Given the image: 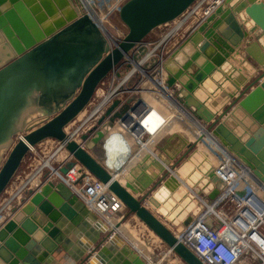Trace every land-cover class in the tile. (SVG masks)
<instances>
[{"label": "water", "instance_id": "95a60500", "mask_svg": "<svg viewBox=\"0 0 264 264\" xmlns=\"http://www.w3.org/2000/svg\"><path fill=\"white\" fill-rule=\"evenodd\" d=\"M196 2L126 0L119 6L118 16L127 31L112 43L79 0H0V197L29 146L54 139L70 155L59 167L62 175L73 168L80 170V177L92 175L107 185L127 214L134 215L184 264H204L144 204L148 198L157 205L150 192L159 182L157 196L179 188L180 181L171 170L161 181L165 165L149 154L143 155L123 182L107 169L110 160L122 153L117 146L125 135L115 120L122 117L128 102L113 99L96 124L80 135V142L65 132L129 52L141 49L155 28L187 13ZM256 31L264 35L262 0H224L166 57L163 68L166 87L178 107L192 113L226 152L264 182V49L251 36ZM241 50L247 58L241 57ZM248 58L258 66L251 65ZM251 68L252 74L242 73ZM182 137L184 146H195L197 152L196 144ZM149 160L151 164L146 165ZM135 171L141 173L134 176ZM205 176L213 184L208 194L212 199L223 182L212 167ZM46 177L45 172L40 186L29 190L28 198L20 199L22 205L12 208L13 214L0 226V264H38L35 254L47 257L61 251L65 237L61 227L83 229L78 196L63 181ZM102 231L107 235L90 236L96 245L80 256V264H147L132 249L113 257L107 249L122 240L111 229Z\"/></svg>", "mask_w": 264, "mask_h": 264}, {"label": "built area", "instance_id": "2783aa9c", "mask_svg": "<svg viewBox=\"0 0 264 264\" xmlns=\"http://www.w3.org/2000/svg\"><path fill=\"white\" fill-rule=\"evenodd\" d=\"M87 1L88 0H85V2L82 3L84 6V10L91 17H93V19L97 22L104 34L108 37V39L112 43L115 42V38H113V35L110 33V31H108L105 24V27L99 24L92 12L88 10V8L85 6V3ZM124 1L125 0H123V2ZM203 1L205 0H197L195 4L199 5ZM207 8L208 5L203 10L205 11ZM204 11L202 12L203 14ZM165 34L166 33H164V35ZM143 46L144 43L142 47ZM139 50L141 49H136L134 51L135 53H137L139 52ZM151 54H153L152 51H148L144 58L141 59V61L143 60V63L145 64V61L151 56ZM168 55L169 54H167L166 51L164 53L162 52V54H158L157 56H155V60L148 61V65L151 63H155L158 65V69L160 71L159 82L162 83V87L164 88V90H166L171 96V93L168 91L165 84L166 73L163 68L164 57L166 58ZM125 63H128L130 66L127 67ZM144 64L143 67L135 68V66H133L131 63L124 60L122 65H120L119 68H117L113 73H111V81L109 80L110 83H108L107 87L103 86V92H106L107 94L111 93L114 89H116L115 95H119L117 99L120 100V104L128 102L127 110L123 113L120 119L115 120V124L121 129L126 138H129L133 141L135 140L136 134H138V126H142L141 123L143 124V119L141 121H138L142 115H137L138 117H136L134 120L135 123L129 124V121L130 116L132 114L136 115L139 109L142 108L141 106L144 103L142 101V95H140V92L135 87L131 89L125 88L122 91H117L116 87L112 88L111 82H113V79L120 76V74L116 75V71L119 72L120 69H124L125 67L130 68V70L123 78L124 81L133 74L130 71L135 69L141 75L142 79H145L147 82V80L149 79L147 75V73L149 72L147 71L149 69L145 68ZM141 69L145 70V72ZM124 81L120 83V85L123 84ZM109 90L111 91L107 92ZM154 90L158 92V96L160 95V97L166 104L174 108V101L172 99L164 95L163 92L158 91L157 89ZM133 91L135 92L133 93ZM96 94L97 92L91 99L89 106H95L94 108L99 107L100 113L97 116L89 118L86 122L83 121L84 119H82V117L79 120L74 119L75 121H72V123H70L72 127L71 131L75 132L77 131V129H82V131L79 132L78 135L76 134L77 138L75 139L68 134L66 128V134L75 141L77 140V142H80V135L87 128L96 124L97 120L104 113L107 106L112 102V100L109 99L105 100V95L99 96ZM121 94L125 96L120 97ZM89 106L87 107V109L89 108ZM146 106L147 105L145 104L144 107L147 109L148 106ZM92 108H89L87 110L88 114H90ZM147 110H149V108ZM160 126L161 124L159 125V128L157 130L154 129L153 132H150L146 125L145 127H143V129L141 127L140 139L142 143L144 142V136H147V139H153L155 134L159 132ZM21 137L22 134L18 135V138ZM147 139L144 143L147 142ZM45 142L50 143V146L52 145L51 147L53 148L56 147V145H60L61 148L59 152L66 151L59 141H56L54 139H48L45 141H41L40 143L32 147L33 149H29V152L34 153V155H37L38 157V154L40 155L41 153H38L36 150H41L42 148L40 145L44 144ZM134 142L136 143L138 148H141V144L139 141ZM48 143L45 145L46 147H49ZM57 153L58 151H55L52 152V154L50 155V166L52 157L55 158V155H57ZM225 155L227 156L226 158ZM225 155L221 153L219 154L217 164H215L213 168L215 175L223 182V187L219 191L216 200L210 204L206 203L205 200L204 203H200L202 212L198 214L197 218L195 217L187 225L184 226L183 230L180 232L179 239L181 238L180 241L190 250H192L204 264H238L241 258H245L248 256L254 257L258 264H264V198L259 193H257V188L259 187V185L264 184V182L259 181L252 174V172L239 160H237L233 155L229 154L228 152L225 153ZM66 157L70 159V155L67 151L66 156L64 158H61L60 161H57L55 166H51L56 170V176L55 174L51 176V172L48 168L49 164L45 165L46 163H44L40 165L41 169L38 175H36L35 171L30 175V177H26L25 181L21 183L18 187L14 189L11 188V190L7 192L6 190L4 191V194L7 195L3 200H1L0 198V226L8 218L11 217V215L13 214L11 211L12 208H15L16 210L22 205L23 202H21L20 199L26 200L29 196L28 191L31 189L34 191V189L40 185L43 173L46 172V179H50L52 181H63L68 178L69 175H71V172H73L75 168L71 169L64 175L59 172V167H61L64 162L68 160L65 159ZM230 157H234L236 159L231 160L234 163L229 160ZM235 162H237L238 164L237 167L234 166ZM43 167H46L47 169L43 170ZM241 168L247 171L248 175L246 178L242 179L241 176H238L236 174V169ZM80 175L81 172L70 182V188L73 189V191L77 194L78 198L82 200V202L87 206L88 203L91 204L92 208L89 206L88 207L91 210L94 209L93 211L101 214L102 217H108L110 219L113 218L112 220H123L125 208L122 202L112 192L108 190L107 185L103 184L90 174H86L84 177H80ZM35 176H37L38 182L35 185H29L27 181H29L31 178H34ZM78 179L80 182L79 188L76 187L75 184L76 180ZM72 184L74 185L73 187L71 186ZM27 185H29V188L27 190H24ZM212 189L210 191H212ZM238 190L243 191V194L239 195L237 193ZM262 191L264 193V188H262ZM17 193H20V195L15 198ZM12 197L13 200L9 201V199H11ZM3 205L4 207L1 209ZM208 206L210 207V209ZM227 209H229V211L225 212ZM216 210H218L217 213L215 212ZM207 212H209L208 214L213 215L215 218L212 223L207 221ZM114 214L116 217H113ZM144 228L145 232L143 231L142 236H144V238L150 235L151 237H153L151 232L145 226ZM156 248L158 249L157 252L152 253V255L157 261L161 260L165 256H174L171 249L165 246L162 242L157 245Z\"/></svg>", "mask_w": 264, "mask_h": 264}, {"label": "crops", "instance_id": "0c3cea01", "mask_svg": "<svg viewBox=\"0 0 264 264\" xmlns=\"http://www.w3.org/2000/svg\"><path fill=\"white\" fill-rule=\"evenodd\" d=\"M264 2V0H262ZM214 2V0H205L203 1L201 4H200V7H198V11L200 9H202L203 7L207 6L209 3L212 4ZM197 5L194 4L185 14H183L182 16H180L179 18L175 19L174 21L166 24V25H161L159 27H157L158 29H161L162 30L159 32V30L157 28H155L151 33L153 32H156L157 33V36H161L162 34H164V32H169L168 35H172V34H176L180 31L183 32V34L186 36L191 30V26L193 25L194 21H196L197 19L195 18H192L190 20H187L188 18L187 15H189L190 13V10H193L194 7H196ZM197 12V11H196ZM184 17L186 19H184ZM189 17V16H188ZM187 21V22H185ZM171 31V32H170ZM150 33V34H151ZM252 38L256 37V40L258 41V43L261 45V47L264 49V35H261L258 31H256L254 34L251 35ZM182 41V40H181ZM180 41V42H181ZM179 42V43H180ZM177 46H175L174 48H171L170 51L174 50ZM240 50V49H239ZM242 51V50H241ZM241 57H244L245 53L242 51L241 52ZM245 57L247 58V56L245 55ZM232 61V59H230ZM235 61H232L234 64H236L237 66L239 65V63L237 62L236 59H234ZM251 65H253L255 68L258 66L255 62H253L250 58L247 59ZM252 69V68H251ZM254 72V69L250 70L248 69L247 71L246 70H242V73L244 75H250ZM166 94L168 95V92L166 91ZM173 98V97H172ZM168 105V104H167ZM171 106H169L170 108ZM91 108V106L89 107ZM88 108V109H89ZM168 108V107H167ZM87 109V110H88ZM171 110H169V113L173 114L175 113L177 110L174 109L173 107L170 108ZM84 113L81 112L79 114L80 118L82 119H85L88 115V112ZM158 112L160 113L159 115H161V117H164L168 112L166 111H162V110H158ZM158 112L157 111H153V113L151 114V117H150V120L153 118H157L158 117ZM178 115L180 114L181 116H184L185 115H189V114H186L184 112L185 115H183L182 113H179L178 111L176 112ZM188 117V116H187ZM189 118V117H188ZM191 118V117H190ZM189 118V119H190ZM169 119V118H168ZM192 119V118H191ZM193 120V119H192ZM84 121V120H83ZM164 123L161 124V128L160 130H164V129H169V130H172L174 128H177L179 129L178 132V138H181L183 139L182 136H184L186 138V141H189L188 139L189 138H193V136H198L200 139H204L206 140V138L204 137H201L200 135H198L197 133L200 132L199 131V128L200 126H204L202 123L198 124L199 126L197 127H194L196 128L195 130L196 131H191L190 129H188L186 126H184L181 122H179V120H163ZM196 122V121H195ZM175 123V124H174ZM192 124V122H190ZM199 123V122H198ZM73 125V124H72ZM164 126V127H163ZM70 127V129H69ZM191 127V126H190ZM172 128V129H171ZM72 127H71V124L68 125L67 127V131L68 130H71ZM154 130V128H152ZM159 130V131H160ZM82 129H80L78 131L81 132ZM183 132V133H182ZM78 133L76 132L75 133V136H74V139L77 137L76 134L78 135ZM171 134L172 133H175V132H170ZM196 133V135H195ZM170 134V135H171ZM168 136V135H167ZM173 138H170V137H167V143H170L172 141ZM48 140V139H47ZM209 139H207L206 141H208ZM45 141V140H44ZM77 141V140H76ZM135 141V140H134ZM133 140L131 141V139L129 138H124L119 144L117 147L120 148V150L122 151L121 155L116 159V160H110L111 161V164L110 167H108L107 169L111 172V174L113 175L114 178L118 179L119 181L123 182L124 181V176L135 166L139 163V161L141 160H138L139 157H141L140 155L141 154H138L139 151H143L145 153H151L152 154V151H151V144L150 142H146L144 143L143 142V145H141V148H138V146L136 145V143L134 142ZM184 142H185V139H184ZM48 142H45L44 144H41V148L44 149V150H47V149H50V150H53L54 151H58L60 149H57L58 148V145H56V147H51L50 146V143L49 144V147L45 146ZM54 143V142H53ZM46 147V148H45ZM215 148V149H214ZM213 149L216 150L218 152V148L214 147L213 146ZM204 153V152H203ZM201 154V153H200ZM63 156V158L66 156V152L65 151H62L61 154H60V157ZM204 156V155H203ZM42 157V154H38V158H41ZM143 157V156H142ZM141 157V158H142ZM209 155H206V158H208ZM53 158V157H52ZM151 158H155V157H151ZM66 159V158H65ZM159 161H160V158H157ZM40 160V159H39ZM151 161L149 160L148 162L146 161L145 164L146 165H150ZM43 163V161H42ZM49 164V165H48ZM46 165L50 166V163H47ZM214 166V165H213ZM51 167V166H50ZM111 168H114V169H117L118 172L116 173H112L111 171ZM40 172V171H39ZM38 171H36V175L39 174ZM146 173V171H144ZM80 173V170L78 168H75L73 170V172H71V176L73 177H76L77 175H79ZM141 173V172H140ZM139 172H134V176H137L140 174ZM172 173L174 174V171H172ZM57 173H55V176H56ZM30 177V176H28ZM133 177V176H132ZM29 179V178H28ZM38 178L37 176H35L34 178H31L30 181H27L29 185H35L38 181ZM182 180H184V178H182ZM55 181V180H53ZM180 181V180H179ZM33 182H35L33 184ZM67 183V181H66ZM65 183V184H66ZM80 183V182H78ZM186 182L182 181L180 183V186L177 190H175L174 192L172 191H169L168 189L166 191H164L160 196H157L155 195V192L157 191V188H154V189L150 192L152 196H155V198L157 199V205L155 206L154 204L152 205L151 203L148 202V198H145L144 199V204L158 217L160 218L168 227L169 225L171 224V226H174V230L172 229L175 233H179L183 230L184 226H185V222L187 221L188 223L194 219L195 217V213L194 212H190L188 211V214L185 215L184 217L181 218V216L184 214L183 213V210L182 208L181 209H177V213L172 216L174 218H171L173 220H170L169 219V216L171 217V214H173V210L172 209H176L177 206H179V203H181V201H183V197L187 199V197H189V193L187 192L186 190ZM69 184V183H68ZM67 185V184H66ZM210 185V184H208ZM69 186V185H67ZM39 187V186H38ZM37 187V188H38ZM213 187V186H212ZM35 188V190L37 189ZM70 188V186H69ZM72 190V188H70ZM179 192V194H177ZM20 193H17L15 198L17 196H19ZM163 195V196H162ZM208 194L205 195V197L207 196ZM13 199V197L11 198ZM180 199H182L180 201ZM10 201V199H9ZM201 199H200V202H199V205L197 206L196 208V212L200 211V208H201ZM169 206H172V208L170 209ZM80 210L81 212L78 210V213L79 215H81V220L82 222H80V225L83 229H80L79 227H75L74 229L71 230V228H67L66 225H64L63 227H61V230L64 232L65 234V237L64 239L62 240V244L63 245H60V252L58 253H55L54 255H51V256H47V257H40V253L38 254H35L34 255V258L35 260L38 262V264H80V256L81 257H84L85 256V252L86 250L88 251L89 249H92L95 245H96V242H93L92 240H90V236H95V234H99L100 236H102V230H105V229H110V227H112V225H107L95 212L91 211L90 209L87 208V206L82 202V200H80ZM196 206V205H195ZM195 209V208H194ZM186 211V210H185ZM84 212V213H82ZM191 213V214H190ZM126 210L124 211V218H126V222H125V228L126 230L128 231V235L126 236V234L122 233L121 230L119 228H114V232H116L115 234H117L120 239L122 240L120 243L118 242H115V243H112L110 244V247L108 250L109 254H111L113 257L117 256V254H122L123 250H134L133 248H136V252L139 253L142 258H145V256L149 259V261H147L148 264H170L171 260L169 261L168 259H165L163 262L161 263H157V261H155V259H153V261H151L150 259V256H153L152 255V252H151V249L148 244L144 245L142 242H141V239H140V236H142L143 234V231L145 232V228H144V225L139 222L134 215L132 214H127ZM130 215V216H129ZM193 215V216H192ZM181 218V219H180ZM123 222V221H122ZM124 223V222H123ZM187 223V224H188ZM101 225H103V227H101ZM120 226V225H119ZM124 228V229H125ZM123 229V227H122ZM119 233V234H118ZM152 234V233H151ZM121 235V236H120ZM153 235V234H152ZM154 236V235H153ZM180 237V236H179ZM145 241L147 242V237H145ZM154 242H159L161 243L159 240L157 241L155 239ZM145 243V242H144ZM132 244H133V248H132ZM136 246V247H135ZM154 247V246H153ZM156 247V246H155ZM175 256V255H174ZM177 257V256H176ZM153 258V257H152ZM178 258V257H177ZM179 259V258H178ZM256 262H253L251 260H248L247 257L245 258H241V260L239 261L238 264H255ZM93 264H102V263H99L98 261L96 263H93Z\"/></svg>", "mask_w": 264, "mask_h": 264}, {"label": "rangeland", "instance_id": "374dc122", "mask_svg": "<svg viewBox=\"0 0 264 264\" xmlns=\"http://www.w3.org/2000/svg\"><path fill=\"white\" fill-rule=\"evenodd\" d=\"M88 2L90 4L89 6H92L91 4H93V5L95 4L96 5V8L92 9L93 12L95 13L96 17H98L99 19L100 18H103L104 19V24L107 27L108 31H110V33L113 35V38H115V41L116 40H120L123 37V35L126 33V31H127L126 26L122 23V21L120 20V18L118 16L119 6L122 4L123 0H89ZM202 9H200V10L202 11ZM197 12H198V10H197ZM200 16L201 15L198 12L197 18L200 17ZM158 30L160 32L162 30V28L161 29H158ZM164 33H166L165 34L166 36L164 34H162L161 36H157V33L156 32H153V33L149 34L145 38V40L143 41L144 46L137 53V55H136L137 59L138 60H141L142 58H144V56L146 55V53L148 51H150V50L153 51L152 52L153 54H151V56L145 61V64H144L145 65L144 66L145 68L151 67L150 64L148 65V61H153V60L156 59L155 56H157L158 54H162V52L164 53L165 51H168V49H171V48H174L175 46H178L179 42L185 38V35L183 34L182 31H180V32H178L176 34H172L170 36L167 35L168 32H164ZM240 52H242V51H240ZM140 62L141 61H138V63H140ZM129 70H130V68H127V67H125L124 69L123 68L120 69V71H119L120 76L117 77V78H115V79H113V82H111L112 83V88H115L116 87L117 88V91H122L125 88L131 89V88H134L135 87L136 89H141L142 86H145L146 80L145 79H142L141 75L137 71H135L129 78H127L124 81L123 78L129 72ZM261 71L262 70H260V72ZM111 77H112V74L110 73L100 83V85L98 86V88L96 90V92H97L96 95H99L101 92L104 91L103 90V86H106L107 87L108 83H110V81H111L110 80ZM123 81H124V83L120 85V83H122ZM167 89L171 93V96L174 97L171 89H169V88H167ZM110 91L111 90H109L107 92H110ZM122 96L124 97L125 95H122L121 94L120 97H122ZM173 105H174V108L179 113H182L183 115H185L184 114V111L181 110L175 102H173ZM88 106H89V104L87 105V107ZM191 106H193V105H191ZM87 107L85 108V110H83L84 112H83L82 115H84V113L86 112ZM187 112L192 117V119L195 117L189 111H187ZM179 115L176 113L175 116L172 119H168L169 118L168 117L167 118V121L168 120H170V121H172V120H179V117H178ZM149 118H150V116H149ZM75 119L79 120L80 119V116H77ZM185 119L188 120V122H194V120H191V118L189 119L187 117V115H185ZM195 120L197 122H200V120H198V119H195ZM74 121L75 120H73V122ZM162 123H164V122H162ZM197 126H199V125H197ZM194 127H195L194 125H191V128H190L191 131L195 130ZM158 128L159 127H157L156 130ZM187 128H188V125H187ZM69 129H70V127H69ZM178 130L179 129H177V128H174L172 130H169L168 128L167 129H164V130H161V131L157 132V134H155V136H154V138L152 140H151V138H148L147 139L146 138L147 136H144L143 137V141L144 142L147 139L148 140L147 142L148 143L150 142V144H151L152 154L149 153L150 157H155L156 159L157 158H160V162L165 165L164 167L166 169H164L162 173H166V174H164V176L160 180L163 181V179L169 174V172H167L168 169L171 170L170 172H172L175 169H177V170H179V173H180L181 178H184V180H182V181L186 182L185 183L186 186H187L186 187V190L189 193L188 194L189 197H187V199L183 197L182 198L183 201H181L182 199H180L181 203H179V206H177L176 209H172L173 210V214H171V217L169 216V219L170 220H173L171 218H174L172 216H174L177 213L176 212L177 209L179 210L181 208H182L183 213H184L181 216V218L184 217L185 215H187L188 214V211H190L191 213L194 212L195 213V216L194 217L197 218L198 214L200 212H202L201 211V208H200V211L196 212V208L199 205L200 199H201V203H203V201L205 200L206 203L210 204V203H212V202H214L216 200V197L218 195L217 194L212 199H209L208 198V195L205 197L206 194H209L210 193V190L213 188L212 187L213 184L211 182H209V180L205 176V171L204 170H205L206 167H205L204 159H203L202 155L200 154V148H199V150H197V152L194 151L195 149H193V148H195V146L192 147L191 149H187V147L184 146L183 139L178 138V136H179L178 133H180V132H178ZM68 131H70V130H68ZM170 132H175V133H172L171 134ZM200 136L206 138L205 135H200ZM167 137L173 138L170 143H167L166 142L167 141L166 140ZM214 147H217V146L215 145ZM36 151L38 153H41L44 159L50 157V155L53 152V150H50V149H47V150L37 149ZM61 152L62 151L58 152L57 155H55V158H52V160H51V166H55L56 163H57V161H60L61 158H63V156L60 157ZM141 153H143V155L144 154H148V153H145L143 151L142 152L141 151L138 152V154H141ZM201 153H203V151H201ZM143 155L141 154L140 156L142 157ZM194 156L197 159V162H198L197 164L198 165H195L196 162L194 160ZM141 157H139L138 160H140ZM208 158L209 159H207V161H209L211 165H214L212 163L217 162V160H218V157L212 156V155H209ZM39 159L40 158H38L37 155L35 156L34 153L28 152V154L25 157V159H24L22 165L20 166L18 172L15 174L13 180L11 181L10 186L7 187L6 192L7 191H10L11 188L14 189V188L18 187L21 183H23L25 181L26 177L30 176L32 173H34L35 171H37L38 168L40 167V165L42 164L41 163L42 161L39 160ZM199 164H203V166H201ZM44 169H47V168L46 167H43V170ZM182 170H183V173L181 172ZM162 173H161V175H162ZM201 177H204L203 181H202V179H200ZM34 183L35 182H33V184ZM179 183H181V182H179ZM205 183H210V185H205ZM160 185H161L160 182L157 183V186L155 188L159 187ZM76 187L79 188L80 187V183H77L76 184ZM28 188H29V185H27L24 188V190H27ZM154 191H155V189H154ZM4 195H5L4 193L1 195V197H0L1 200H3L6 197L7 194L5 196ZM183 204H185V205H183ZM168 207L170 209L172 208V206H169V205H168ZM209 209H210V207H209ZM228 211H229V209H227L225 212H228ZM215 212L217 213L218 210H216ZM208 213L209 212L206 213L207 221L212 223L215 218H214L213 215L208 214ZM113 217H116L115 214L113 215ZM125 220H126V218H123V222L124 223L126 222ZM169 227L172 228V229L174 228V226H171V224L169 225ZM176 234H178V233H176ZM106 235L107 234H104L103 233L101 237H104ZM148 235H150V234H148ZM142 238H144V236H140L141 242L144 245L148 244V246L150 248H152L151 249V252L152 253H156L158 249L155 246L159 245L160 243L159 242H154L155 239L153 237H151V235L150 236H147V242L145 241V238H144V240ZM247 259L248 260H251L252 263L253 262H256L255 264H258V262L256 261V259L254 257H252V256H248ZM168 260L169 261L171 260L170 264H184L176 256H170L168 258Z\"/></svg>", "mask_w": 264, "mask_h": 264}, {"label": "bare ground", "instance_id": "6f19581e", "mask_svg": "<svg viewBox=\"0 0 264 264\" xmlns=\"http://www.w3.org/2000/svg\"><path fill=\"white\" fill-rule=\"evenodd\" d=\"M80 1V0H79ZM82 1V2H81ZM80 2L81 3H83V2H85L84 0H81ZM89 1V0H88ZM87 1V3H85V6L88 8V10H90L91 12H92V14L94 15V17L96 18V20L98 21V23L99 24H101L103 27H105L104 26V19L103 18H98V17H96V15H95V13L93 12V10L92 9H94V8H96V5L94 4V6H93V4H91L92 6H89L90 4H89V2ZM222 1H224V0H214V2L212 3V4H208V8L204 11L203 9H205L207 6H205L203 9H202V11H204V14L202 13V11L201 10H199L198 12H199V14L201 15L200 17H198L197 18V14H198V12H196L197 11V9H198V7H200V4L199 5H197L196 7H194V9L193 10H190V13H189V15H187V17L186 18H188L187 20H190V19H192V18H197V20L196 21H194V23H193V25L191 26V29L190 30H192L193 28H195L207 15H209L210 13H211V11H212V9H214L218 4H220ZM189 12V11H188ZM189 16V17H188ZM185 17H184V19H186ZM185 22H187V21H185ZM169 36V35H168ZM118 40H116L115 42H117ZM165 43V42H164ZM142 47V46H141ZM168 49V48H167ZM170 50L171 49H168V51H166V53L167 54H169L170 55V53L173 51H171L170 52ZM153 52V51H152ZM138 53V52H137ZM137 53H135V51L133 50V51H131V52H129V54H128V56H126L125 57V60L126 61H128L129 63H131L133 66H135V68L136 67H143V62L144 61H141V60H138L137 59V57H136V55H137ZM165 57H164V61H165ZM162 60V59H161ZM138 61H141L140 63H138ZM163 61V60H162ZM164 61H163V63H164ZM141 65V66H140ZM151 65V67H147L149 70L147 71V72H149V73H147V75H148V77H149V79L147 80V82L145 83V86H142V88L141 89H137L139 92H140V95H142V101L148 106H146L147 107V109L149 108V110H147L145 107H144V103H143V105L141 106L142 108L141 109H139V111L136 113V115L135 114H132L131 116H130V121H129V124H132V123H135V118L136 117H138L137 115H139V114H141L142 116H141V118L138 120V121H141L142 119H143V124L141 123V125L142 126H138V130L139 131H137L138 132V134H136V137H135V141L136 142H140V144L141 145H143V143H142V141H141V139H140V134H141V127H142V129H143V127H145V125L147 126V128L149 129V131L150 132H153V129L152 128H154L155 130H156V128L157 127H159V125L163 122V120L165 121V120H167V118L169 117V119H172L174 116H175V114L176 113H169V110H171L170 108H169V105H167L163 100H162V98L160 97V95L158 96V92L157 91H155L154 89H157L158 91H161V92H163V94L164 95H166V96H168L170 99H172L173 101H175L173 98H172V96H170V94L168 93V95L166 94V90H164V88L162 87V83L161 82H159V75H160V71H159V69H158V65L157 64H155V63H151L150 64ZM142 71H144L145 72V70H143V69H141ZM136 70L135 69H133V70H131L130 72L131 73H134ZM137 90H135V91H137ZM115 91H116V89H114L111 93H109V94H107L106 92L104 93V92H101L100 94H99V96H104L105 95V100L106 99H109V100H113V99H117L118 98V96H116L115 95ZM135 91H133V93L135 92ZM108 100V101H109ZM90 107V106H89ZM93 106H91V108H92ZM95 107V106H94ZM92 108L91 109V112H90V114H88L87 115V117L84 119V121L86 122L89 118H91V117H93V116H97L99 113H100V108L99 107H97V108ZM151 107H152V109H151ZM168 107V108H167ZM147 110V111H146ZM158 110H164V111H166V112H168L164 117H161V115H159L160 113L158 112ZM146 111V112H145ZM153 111H157L158 112V117L157 118H155V119H151L150 120V118H149V116L151 117V113H153ZM81 112H83V110L81 111ZM80 112V113H81ZM177 112V111H176ZM79 113V114H80ZM79 114L77 115V116H79ZM186 114H188V113H186ZM188 116V115H187ZM179 117V122H181L184 126H186L187 127V125H188V128L190 129L191 127V125H194L195 127H197V125L198 124H200V122L198 123L194 118H193V120H194V122H192V124L190 123V122H188V120H186L185 119V117L184 116H181V115H179L178 116ZM189 118L191 117L190 115L188 116ZM192 118V117H191ZM192 120V119H191ZM196 121V122H195ZM202 123V122H201ZM175 124V123H174ZM203 124V123H202ZM69 125V124H68ZM68 125H67V127H68ZM66 127V128H67ZM196 129V128H195ZM80 129H77V131H68V134L69 135H71L72 136V138H74V136H75V133L77 132L78 133V131H79ZM191 130V129H190ZM193 131H196V130H193ZM199 131L200 132H198L197 134L198 135H205L206 136V140L207 139H209V141H206V140H204V139H200L197 135H196V133H195V135L196 136H193V138H189L188 140V142L189 143H193V144H196V146H197V148H198V150H199V148H200V153H201V151H203L204 152V154L203 153H201V155H202V157H203V159H204V163H205V172L207 171V169L208 168H210V167H212V168H214V166L213 165H211L210 164V162L209 161H207V158H206V155H212V156H216V157H219V154L221 153V154H224L225 155V153H227L226 152V150L222 147V146H220L219 144H218V142L211 136V134L208 132V129L205 127V126H200L199 127ZM66 132V131H65ZM72 133H74V134H72ZM77 136V135H76ZM77 138V137H76ZM45 140H47V139H45ZM152 140V139H151ZM44 141V140H43ZM148 141V140H147ZM200 141V142H199ZM217 146L218 147V152L216 151V150H214L213 149V146ZM32 147H34V146H29V149H33ZM216 147V148H217ZM61 147H60V145H58V148L57 149H60ZM63 148V147H62ZM57 151V150H56ZM55 152V151H54ZM204 155V156H203ZM40 156V155H39ZM227 156L225 155V158H226ZM66 159H68L67 157H66ZM188 159V158H187ZM235 158L234 157H230V161L231 160H234ZM40 160L41 161H43V163L42 164H44V163H50V157H48V158H46V159H44L43 158V156L40 158ZM194 160H195V162H196V164L195 165H198L197 163V159H196V157L194 156ZM236 160V159H235ZM231 162H233V161H231ZM234 163V162H233ZM45 164V165H46ZM212 164H217V162H214V163H212ZM199 165H201V166H203V164H199ZM233 165V164H232ZM234 166L235 167H237L238 166V164H237V162H235V164H234ZM48 168H49V170H50V172H51V176L53 175V174H55V172H56V170L54 169V168H52V167H50V166H48ZM40 169H41V167L40 168H38V172L40 171ZM182 173H183V170L181 171ZM236 174L238 175V176H241L242 177V179L243 178H246L247 177V175H248V173H247V171L246 170H243L242 168L241 169H236ZM174 175L177 177V179L178 180H180V182H182V178H181V176H180V173H179V170H177V169H175L174 170ZM75 177H73V176H71V175H69V177L68 178H66L65 180H63V182L64 183H66V181H67V185H69L70 186V182L74 179ZM200 179H202V181H203V179H204V177H201ZM30 181V180H29ZM206 182V181H205ZM210 182V181H209ZM69 183V184H68ZM208 184H210V183H205V185H208ZM212 185V184H211ZM40 186V185H39ZM68 186V187H69ZM72 187L74 186L73 184L71 185ZM262 188H264V184H261V185H259V187L257 188L258 190H257V193H259L263 198H264V193H263V191H262ZM32 190V189H31ZM35 190V189H34ZM72 191H73V189H72ZM74 192V191H73ZM75 193V192H74ZM76 194V193H75ZM177 194H179V192L177 193ZM77 195V194H76ZM163 196V195H162ZM10 200H13V199H10ZM203 203H204V201H203ZM5 205V204H4ZM4 205L1 207V209L4 207ZM86 205V204H85ZM183 205H185V204H183ZM87 206V205H86ZM88 206L89 207H91L92 208V205L91 204H89L88 203ZM87 206V208L88 209H90L89 207ZM91 210V209H90ZM94 209H92L91 211H93ZM93 212H95V211H93ZM99 212V211H98ZM107 225H112V227H110V229L112 230V232L115 234L116 232H114V228H119L120 230H121V232L122 233H124V234H126V236L128 235V231L126 230V228H125V223H123L122 221L123 220H112V219H110V218H108V217H102V215L101 214H99V213H97V212H95ZM117 223H118V226L116 227V225H117ZM120 225V226H119ZM101 227H103V225H101ZM122 227H123V229H122ZM125 228V229H124ZM119 234V233H118ZM178 235V237L180 236V233H178L177 234ZM121 236V235H120ZM153 236V235H152ZM153 238L154 239H156V240H158L157 239V237H155V236H153ZM143 240H144V238H142ZM181 239V238H180ZM134 246H133V244H132V248H133ZM136 247V246H135ZM134 250L136 249V248H133ZM136 251V250H135ZM153 256H150V259H151V261H153V259H155L154 257L152 258ZM166 257V256H165ZM162 258L161 260H159V261H157V260H155V261H157V263H161V262H163L165 259H168V257L169 256H167L166 258ZM145 258H146V260L147 261H149V259L145 256ZM148 264V263H147Z\"/></svg>", "mask_w": 264, "mask_h": 264}, {"label": "clouds", "instance_id": "9594fccd", "mask_svg": "<svg viewBox=\"0 0 264 264\" xmlns=\"http://www.w3.org/2000/svg\"><path fill=\"white\" fill-rule=\"evenodd\" d=\"M249 26H251V22L249 21Z\"/></svg>", "mask_w": 264, "mask_h": 264}]
</instances>
